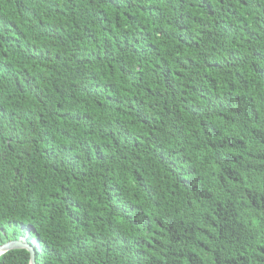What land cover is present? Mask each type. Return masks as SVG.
I'll list each match as a JSON object with an SVG mask.
<instances>
[{
    "label": "trees",
    "instance_id": "obj_1",
    "mask_svg": "<svg viewBox=\"0 0 264 264\" xmlns=\"http://www.w3.org/2000/svg\"><path fill=\"white\" fill-rule=\"evenodd\" d=\"M20 236L36 264H264V0H0Z\"/></svg>",
    "mask_w": 264,
    "mask_h": 264
},
{
    "label": "water",
    "instance_id": "obj_2",
    "mask_svg": "<svg viewBox=\"0 0 264 264\" xmlns=\"http://www.w3.org/2000/svg\"><path fill=\"white\" fill-rule=\"evenodd\" d=\"M30 231V228L27 230V235ZM16 248H24L30 254V261L29 264H36L35 263V245H32L28 242L27 236H20L16 240H10L5 242L4 244L0 245V255L6 251Z\"/></svg>",
    "mask_w": 264,
    "mask_h": 264
}]
</instances>
